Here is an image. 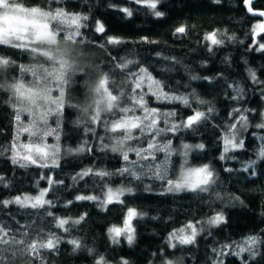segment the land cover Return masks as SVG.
<instances>
[{
  "label": "snow or ice",
  "instance_id": "snow-or-ice-1",
  "mask_svg": "<svg viewBox=\"0 0 264 264\" xmlns=\"http://www.w3.org/2000/svg\"><path fill=\"white\" fill-rule=\"evenodd\" d=\"M213 2L220 4L221 0H213ZM161 4L162 0H108L107 7L121 13L129 20L142 9L159 19L166 15L160 10ZM242 4L246 12L252 16L264 17V10L254 11V0H242ZM131 5L138 7L133 8ZM88 20L87 15H69L62 9H58L53 14L39 7H25L20 0H0V45L51 58V52L39 53L36 47L41 42L56 43V34L50 30L49 21H55L56 27L66 28L69 37L77 38L80 36V29L87 26L83 22ZM94 24L96 33L106 32V22L103 19L94 20ZM192 31L194 29L190 25L180 24L175 27L172 35L177 39H183ZM262 34H264V22L256 23L251 29V44L247 46V51L264 54ZM257 36L260 37L259 40L256 39ZM235 40L236 37L229 35L227 31L212 30L204 34L197 40L196 45L200 50H206L209 56L201 61L200 67H207L209 57L214 56L216 51L225 47L228 42ZM124 43L127 41L118 36H109L106 40L108 45ZM137 43L158 44L159 41L142 36ZM156 58L158 68L156 64L136 58L113 57L108 74L96 86L95 91L99 99L90 123L101 122L102 113L105 114L106 118L102 121L104 135L98 136L95 127L86 126L85 132L86 134L90 132L99 141L95 152L104 155L114 154L122 161L119 167L109 170L95 163L81 167L69 176L72 181L70 185L66 184L65 179L60 178L58 174L42 172L35 181L36 194L21 192L9 199H0V208L9 209L11 205H16L19 209L33 210L28 213L30 217L35 216L39 219L43 215L45 218H51L50 223L55 229L70 233L74 227L86 222L89 213L77 214L76 218L62 217L53 211L58 206L69 210L76 202H92L101 211L107 212L110 210V205H120L123 214L121 223L112 224L106 230L107 240L113 246L121 245L122 240L129 247L136 242L133 221L142 219L147 213L128 206L127 200L139 199L141 193L160 196H180L190 193L196 201L208 207L210 214L206 219H188L169 233L168 246L171 248H176L177 244L196 245L197 237L205 232V225L209 229L208 235L213 234L211 229L226 225L228 221L223 208L217 209L215 205L219 203L227 207L236 203L242 205L243 202L240 201L239 196H232L224 190V180L215 164L217 161L222 162L224 164L222 171L229 177L234 171L256 176L259 170V174H264V166H261V162L264 161V112L257 113L255 109L244 107L243 104L247 102L245 89L239 84L229 83L223 73L200 76L195 74L192 65L183 59L166 56L163 52H157ZM161 61L163 63H159ZM222 62L231 65L232 61L229 56H225ZM244 63L247 64L248 61L245 60ZM9 64L10 59L0 55V69ZM61 66L63 67V62ZM179 69H183L188 81L182 85L177 81V86L173 87L166 75ZM153 70L161 74L159 78L154 75ZM21 72H31L33 85L31 87H25L23 83L11 85L16 103L19 104L15 121L18 123L21 121L22 112L29 113L31 120L28 125H20L29 139L27 142H21L20 133L17 132L10 149L11 163L20 168L36 166L40 169H60L59 145L50 146L45 141L46 136L52 133L48 127V117L54 114L53 108L42 110L38 100L47 99V94L52 91L48 78L62 81L63 73L57 74L55 70L45 69V75L42 77L35 68L23 66ZM113 76L122 77L119 85L112 80V87L117 89L115 94L109 90V77ZM222 78L224 79L222 87L231 89V92L226 93V100L232 102L233 106L226 112V119L219 122L220 112L215 104L201 98L190 82L204 80L211 85ZM247 78H250L254 90L258 89L264 97V80L259 79L256 70L248 67ZM45 84L48 86L44 87ZM181 88L184 91H181ZM59 97V100L51 101V104L55 105V114L58 118L63 107L62 89ZM149 98H154L161 105H182L186 111L182 114L176 107L166 110L150 107ZM23 101H27V104ZM257 116L259 120L253 124L252 121L256 120ZM249 127L255 129L251 135L259 141L254 157L244 162L239 170L228 167V161L236 160L239 153L247 151L244 133ZM208 132L212 133V139L216 143L213 150L219 155L208 162L192 165L190 156L195 152L207 150L204 137ZM185 135L198 137V142H186L181 138ZM173 138L180 140L177 147L173 146ZM56 139L59 141V135ZM85 151L95 156L94 148L87 140L75 149L68 148L65 154L78 155ZM130 155L134 158H130ZM173 157L180 158L178 172L175 171ZM40 181H46L47 186L40 187ZM153 185L156 187L154 188ZM0 186L12 187L3 175H0ZM65 191H71L73 198H64L61 193ZM16 223L18 225L16 228L0 223V264H15L18 254L31 257L35 264L41 250L58 252L60 244L64 242L73 246V252L87 251L94 257L95 264H113L104 255L98 254L95 247H89L83 239L72 238L65 241L56 231L42 233L37 229L38 234L43 237L42 240H28L27 237L30 235L28 231L22 233L24 238H18L20 229L26 226ZM111 250L116 251V247ZM212 253L209 264H230L228 260L230 256L239 258L241 264H264V229L259 233H250L240 241L231 240L219 248L213 247ZM114 264H130V262L121 257L118 261H114ZM160 264H174V261L161 259Z\"/></svg>",
  "mask_w": 264,
  "mask_h": 264
},
{
  "label": "trees",
  "instance_id": "trees-1",
  "mask_svg": "<svg viewBox=\"0 0 264 264\" xmlns=\"http://www.w3.org/2000/svg\"><path fill=\"white\" fill-rule=\"evenodd\" d=\"M20 2L25 7H39L53 14L58 9H62L69 15H87L89 20L83 22L87 26L80 29V36L77 38L69 37L66 28L56 27L55 21H49L50 30L56 34V43L41 42L36 47L39 53L44 51L60 53L58 64L51 61L43 63L40 58L47 56L42 54H33L0 45V55L10 59V64L0 69V175H3L12 185L9 188L0 186V199H9L21 192L36 194L35 181L42 172L58 174L60 178L65 179L66 184L70 185L72 181L69 176L81 167L95 163L111 170L121 165L122 161L114 154L104 155L95 152L99 141L90 132L87 134L85 132L86 126L95 127L98 136L104 135L102 121L106 118L105 114L102 113L101 122L97 124L76 123V109L82 104L87 106L98 82L108 74L113 57L116 59L136 58L156 64L158 68L156 53L163 52L166 56H175L190 63L195 74L200 76L223 73L229 83L239 84L245 89V101L247 102L243 104L244 107L255 109L257 113L264 112V97L258 89L254 90L250 78H247V68L251 67L256 70L259 79L264 80V54L247 51V46L251 44V29L261 21L248 15L243 8L242 0H221L220 4H215L213 0H162L160 10L166 13L165 17L155 18L142 9L130 20L125 19L121 13L109 9L108 0H20ZM131 7L137 8L138 6L131 5ZM254 9L264 10V0H256ZM96 19H103L106 22L105 33L95 32L94 20ZM180 24L190 25L194 31L183 39H177L172 32ZM212 30L227 31L229 35H234L236 40L218 49L214 56L208 58L207 67L201 68V61L209 54L206 50H200L196 42ZM109 36H118L127 43L108 45L106 40ZM142 36H148L149 39L157 40L159 43H137ZM256 39L259 40L260 37L257 36ZM225 56L231 58V65L222 62ZM245 60L248 61L247 64L244 63ZM61 62H63V67ZM21 66L35 68L42 77L45 75V69L55 70L57 74L63 73L62 81L48 78L52 91L47 94V99L38 100V105L42 110L53 108L54 114L48 117V127L52 133L46 136L45 141L50 146L59 145L61 149L60 169H40L36 166L20 168L11 163L10 149L13 139L19 131L20 141H28V134L22 131L20 125L27 126L31 120L28 112H22L21 121L19 123L15 121L19 104L16 103L11 85L16 83H23L25 87L33 85L31 72L22 73ZM153 73L158 78L161 75L155 70ZM109 78L115 80L118 85L121 84L122 77ZM166 78L173 87L177 86V81L181 85L188 81V76L183 69L167 74ZM190 83L201 98L215 104L220 112L218 120L223 122L226 119V112L230 111L233 106L232 102L226 100V93L231 92V89L222 87L224 79L211 85L204 80H195ZM47 86V84L44 85V87ZM122 86L127 87V85ZM61 89L64 92L63 107L58 118L55 114V105L51 104V101L59 100ZM109 90L114 94L117 91L111 83ZM181 91L184 89L181 88ZM66 98L69 105L65 104ZM23 102L27 104V101ZM149 106L160 107L162 110L176 107L182 114L186 111L182 105H161L154 98H149ZM258 120L257 116L252 123L255 124ZM254 130L249 127L244 133L247 151L239 153L236 160L228 161V167L239 170L244 162L254 157V152L259 146V141L251 135ZM57 135L60 137L59 141L56 139ZM181 138L189 143L198 142V137L185 135ZM85 140L93 146L95 156L88 154L87 151L78 155L65 154L68 148L75 149ZM204 140L207 142V150L193 153L190 156L192 165L208 162L219 155L213 150L216 143L212 139L211 132L205 135ZM179 142L178 138H173L174 147H177ZM130 158L134 157L130 155ZM179 160V157H173L177 172ZM223 166L224 164L219 161L215 164L224 180V190L232 196H239L243 204H229L227 207L219 203L215 205L217 209L223 208L228 222L219 228L211 229L212 235L207 234L209 229L205 225V232L197 237L196 245L177 244L176 248L168 246V235L174 228L187 222L188 219L203 220L210 214L208 207L196 201L190 193L180 196L141 193V198L127 200L128 206L136 207L139 211L147 213L142 219L138 218L133 221L137 239L131 247L123 240L119 246H113L107 240V228L112 224H120L123 219L120 205H110V210L107 212L101 211L92 202H76L70 206L69 210L58 206L53 211L62 217L76 218L77 214L89 213L86 222L74 227L70 233L55 229L50 223L51 218H45L43 215L39 219L35 216L30 217L28 213L33 210L19 209L16 205H11L9 209L0 208V223L14 228L18 227L16 222L26 226L20 229L18 238H24L22 233L28 231L30 233L28 240L43 239L37 229L42 233L56 231L58 235L63 236L65 241L72 238L83 239L89 247H95L98 254L104 255L113 264L121 257L127 259L130 264H160L161 259H171L174 264H179V262L180 264H209L213 256V247L219 248L231 240L240 241L248 234L259 233L264 229V174H259V170L256 176L234 171L229 177L222 171ZM261 166H264V161L261 162ZM45 186H47L46 181H40V187ZM153 187L155 188L156 185ZM61 195L64 198H73L71 191H65ZM153 217L157 218L153 219ZM113 247H116V251L111 250ZM72 248L71 244L64 242L60 244L58 252L43 249L36 258L35 264H95L94 257L90 256L87 251L73 252ZM228 260L230 264H241V260L235 256L228 257ZM15 264H33V259L18 254Z\"/></svg>",
  "mask_w": 264,
  "mask_h": 264
},
{
  "label": "clouds",
  "instance_id": "clouds-1",
  "mask_svg": "<svg viewBox=\"0 0 264 264\" xmlns=\"http://www.w3.org/2000/svg\"><path fill=\"white\" fill-rule=\"evenodd\" d=\"M60 46L64 47L63 45H60ZM59 56H60V53L53 51L51 58L41 57L40 59L43 63H48L49 61H51L52 63L58 64L60 62ZM98 79H99V77H98ZM110 83H112L111 78H109V84ZM98 98L99 97H98L97 93L93 90V92L91 94V98L87 102V106L82 104L79 108L76 109L77 110V119H76L77 124L90 123L91 117L95 114V111H96V99H98ZM72 103H74V102H72ZM65 104L69 105L67 98L65 100Z\"/></svg>",
  "mask_w": 264,
  "mask_h": 264
},
{
  "label": "water",
  "instance_id": "water-1",
  "mask_svg": "<svg viewBox=\"0 0 264 264\" xmlns=\"http://www.w3.org/2000/svg\"><path fill=\"white\" fill-rule=\"evenodd\" d=\"M255 1H256V0H254V3H255ZM254 11H257V10L254 9ZM248 15H249L251 18H253V19H258V20H260L261 22H264V17H258V16H255V17H254V16H252V15L249 14V13H248Z\"/></svg>",
  "mask_w": 264,
  "mask_h": 264
},
{
  "label": "rangeland",
  "instance_id": "rangeland-1",
  "mask_svg": "<svg viewBox=\"0 0 264 264\" xmlns=\"http://www.w3.org/2000/svg\"><path fill=\"white\" fill-rule=\"evenodd\" d=\"M13 23L15 22V21H12Z\"/></svg>",
  "mask_w": 264,
  "mask_h": 264
}]
</instances>
